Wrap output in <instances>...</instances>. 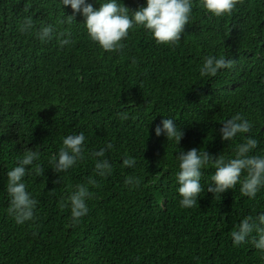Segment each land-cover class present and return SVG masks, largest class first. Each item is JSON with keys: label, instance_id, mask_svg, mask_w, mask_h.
Wrapping results in <instances>:
<instances>
[{"label": "trees", "instance_id": "trees-1", "mask_svg": "<svg viewBox=\"0 0 264 264\" xmlns=\"http://www.w3.org/2000/svg\"><path fill=\"white\" fill-rule=\"evenodd\" d=\"M105 2L85 0L94 9ZM118 2L130 11L146 6V0ZM198 5L193 0L179 42L158 45L134 26L123 51L104 52L89 39L80 13L66 22L73 12L60 0H0V253L14 250L7 264H29L26 253L32 256L34 246L33 257L48 264H264V252L251 243L255 231L239 246L230 235L244 217L264 214V188L254 199L242 196L239 184L213 195L206 190L215 171L209 165L197 206L179 204L180 151L196 148L227 159L250 136L259 141L251 154L264 155V0H240L221 17ZM29 16L34 26L21 33ZM49 24L70 33L61 38L71 43L61 47L55 34L41 42L36 33ZM209 55L236 64L201 76ZM121 112L129 118L120 119ZM237 113L252 124L250 133L222 141V123ZM166 118L184 133L177 145L155 135ZM81 132L84 159L54 173L50 161L63 139ZM108 143L112 172L100 177L91 153ZM25 147L39 153L23 179L38 203L34 218L17 224L7 211V172ZM125 157L135 165L123 167ZM37 165L43 174L34 171ZM128 176L139 186L125 185ZM89 177L99 187L88 186V213L74 224L70 207L60 205ZM32 231L33 243L27 239ZM85 235L110 243L94 247Z\"/></svg>", "mask_w": 264, "mask_h": 264}, {"label": "clouds", "instance_id": "clouds-1", "mask_svg": "<svg viewBox=\"0 0 264 264\" xmlns=\"http://www.w3.org/2000/svg\"><path fill=\"white\" fill-rule=\"evenodd\" d=\"M240 0H199V7L206 13L215 17L231 14ZM61 6H70L73 15L67 16L66 22L73 23L74 15L80 13L83 18V26L92 42H95L104 52H121L126 47L123 40L128 37L129 29L134 26H141L151 34L152 39L158 44H175L180 41L181 34L188 24L190 14L193 9V0H146V6L135 11L119 3L118 0H108L101 3L98 9H94L91 4H86L85 0H60ZM65 21H61L63 23ZM32 17L23 20L19 27L21 33H28L33 28ZM59 41L61 47L71 43L68 38L70 33L59 32L49 24L41 26L36 33V37L41 42H48L53 35ZM136 63L135 59L132 61ZM236 64L235 60L225 57L209 55L204 58L200 68L201 76L214 77L221 69H232ZM122 120H127L128 114L121 112L118 114ZM252 124L237 113L230 119L222 123L219 134L222 141H231L238 134L250 133ZM157 137L161 134L166 136L167 141L174 140L176 145L183 138L184 133L178 130L173 119H162L160 124L154 129ZM85 136L81 132L77 135H68L63 139L58 156H53L50 163L54 173L65 172L73 167L78 161L84 159ZM48 143V142H47ZM259 141L252 137H246L242 143L235 146L234 157L225 158L224 155L211 156L206 151L192 148L187 152L180 151L176 156L179 162V172L177 174V192L181 198L180 207L192 208L197 206V198L205 191L201 179L205 167L211 165L215 171L211 175V182L207 186V192L222 194L240 185L239 192L242 196L254 199L258 192L264 188V155L251 154L258 147ZM113 144L108 143L104 148L91 153L96 158L95 171L100 177L111 174L112 167L105 154L113 148ZM43 151L48 148L43 146ZM23 156L18 160L17 166L7 172V194L10 198L8 214L12 216L17 224L34 218V211L38 201L32 198L23 182L27 174V166L39 159V153L25 147ZM136 161L132 157H125L122 166L130 168ZM34 171L43 174L45 169L36 166ZM125 185L139 186L138 179L128 176L124 181ZM88 186L99 187L98 182L89 177L87 184H77L75 190L68 197L66 203H61V208L70 207L72 222L78 223L80 218L88 213L86 201L92 198L93 193ZM255 231L256 236L251 238V243L255 249L264 252V214L244 217L231 232V239L234 246H239L248 242L251 233ZM91 240L94 247L110 242L105 236L85 235ZM28 242L33 243L38 240L34 231L27 236ZM17 243V242H16ZM81 243V242H80ZM79 243V244H80ZM18 245V243H17ZM36 246L33 247L32 256L26 253V257L31 261L29 264H48L36 260L33 255ZM79 252V251H78ZM14 250L6 248L0 253V264H7L12 260ZM5 256V260H2Z\"/></svg>", "mask_w": 264, "mask_h": 264}]
</instances>
